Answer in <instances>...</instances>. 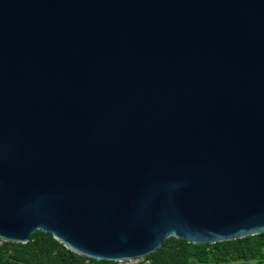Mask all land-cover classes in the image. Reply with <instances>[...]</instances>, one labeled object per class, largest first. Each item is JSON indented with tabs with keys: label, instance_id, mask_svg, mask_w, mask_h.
<instances>
[{
	"label": "water",
	"instance_id": "95a60500",
	"mask_svg": "<svg viewBox=\"0 0 264 264\" xmlns=\"http://www.w3.org/2000/svg\"><path fill=\"white\" fill-rule=\"evenodd\" d=\"M147 257L264 233V0H0V240Z\"/></svg>",
	"mask_w": 264,
	"mask_h": 264
},
{
	"label": "trees",
	"instance_id": "16d2710c",
	"mask_svg": "<svg viewBox=\"0 0 264 264\" xmlns=\"http://www.w3.org/2000/svg\"><path fill=\"white\" fill-rule=\"evenodd\" d=\"M144 260L151 264H264V233L213 244L169 237ZM0 264H119L69 252L50 233L36 230L26 243H0Z\"/></svg>",
	"mask_w": 264,
	"mask_h": 264
},
{
	"label": "built area",
	"instance_id": "2783aa9c",
	"mask_svg": "<svg viewBox=\"0 0 264 264\" xmlns=\"http://www.w3.org/2000/svg\"><path fill=\"white\" fill-rule=\"evenodd\" d=\"M2 242V240H0V243ZM144 258H141V259H137V260H129L130 262H134L135 263H132V264H136L138 262H142ZM125 262H128V261H122V262H118L119 264H123ZM144 264H151L149 260H144Z\"/></svg>",
	"mask_w": 264,
	"mask_h": 264
},
{
	"label": "rangeland",
	"instance_id": "374dc122",
	"mask_svg": "<svg viewBox=\"0 0 264 264\" xmlns=\"http://www.w3.org/2000/svg\"><path fill=\"white\" fill-rule=\"evenodd\" d=\"M132 263H135V261H134V262H130V261H128V262H125V263H123V264H132Z\"/></svg>",
	"mask_w": 264,
	"mask_h": 264
}]
</instances>
